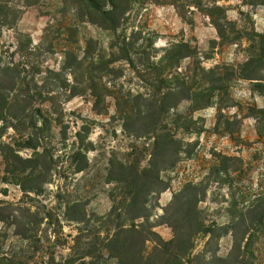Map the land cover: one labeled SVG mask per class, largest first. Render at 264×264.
<instances>
[{"label": "rangeland", "instance_id": "rangeland-1", "mask_svg": "<svg viewBox=\"0 0 264 264\" xmlns=\"http://www.w3.org/2000/svg\"><path fill=\"white\" fill-rule=\"evenodd\" d=\"M95 1L0 0V264H119V226L139 225L127 237L147 257L141 236L171 240L168 222L193 264L225 258L234 224L243 264H264V80L202 81L247 60L263 1ZM206 10H224L229 41ZM152 161L161 182L134 187ZM134 195L148 222L128 219Z\"/></svg>", "mask_w": 264, "mask_h": 264}, {"label": "trees", "instance_id": "trees-1", "mask_svg": "<svg viewBox=\"0 0 264 264\" xmlns=\"http://www.w3.org/2000/svg\"><path fill=\"white\" fill-rule=\"evenodd\" d=\"M76 3L85 2L89 7L92 9H97V3L95 0H74ZM264 4V0H262ZM110 5L112 8H115V1L110 0ZM1 8L5 9V6H2ZM0 8V9H1ZM113 11V10H112ZM111 13V12H108ZM206 15L211 19L212 24L215 26L217 34L219 38L223 41H229V38L224 33V27L223 24H228V22L225 21V15L224 10H206ZM230 24V23H229ZM113 29L116 28V26H112ZM234 29L231 28V31ZM180 46H174L167 54L166 60L175 61L178 58L186 57L181 56L180 57ZM225 67V66H224ZM226 68V77L224 79L222 78H211L210 73H213V70L205 72L203 70V76L202 81L205 83H211L213 85V82H219L216 84L215 89L223 93L226 91L227 87V81L231 80L232 78H238V79H245V80H264V32L261 34L256 35V39L254 40L253 44L250 46L249 56L247 60L240 65L237 68H234L232 66H227ZM216 70H219L216 68ZM255 84H258L255 83ZM193 87V86H192ZM179 88V89H178ZM178 89V90H177ZM177 94H179V100H189L191 101L192 96H197L198 94L192 90L191 86L188 87V82L184 79L178 86H176ZM185 93V94H184ZM204 106L208 105V100L203 104ZM155 130H153L154 132ZM84 135V131H83ZM82 133H78L77 137L79 141H82L84 136ZM78 154V153H77ZM148 169L142 170L140 173L137 171L134 172V175L132 177V184L135 186L144 185L147 184L151 185L156 182H161L159 173L160 171L165 169V165L161 166L160 168L157 167L153 161L149 163ZM115 172L112 171L108 174V180L115 181V182H121L122 178H119L118 176H115ZM145 182V184H143ZM136 195L132 196L130 199V204L132 206V209L134 208L136 211L135 214L131 215V218H128L130 220H133L135 218H141L143 222H148V219L150 217V214L148 213V209L146 206H136ZM181 208L183 209V212L186 215L192 214L194 211L192 210L191 206L187 205H181ZM167 211V210H165ZM251 212V211H250ZM134 213V212H133ZM130 217V216H129ZM160 223H166V222H160ZM169 225L174 229L175 236L167 241L164 242L159 238L158 241L154 240L152 236L154 233L152 232L151 228H153L155 225H149V228L147 227V230L145 232V236L141 240L145 241H154L155 246L153 247V251L150 254V256L144 257L142 254V251L136 247L134 248L133 240H130L131 238L127 237L128 233L134 232L139 225L129 224V228L127 226H119L116 233L110 238L108 244L105 246V249L113 255L118 260L119 264H193V261L199 256H190V250L187 247V243L190 241V235H187L186 237L180 238L177 236V230L174 226V224H171L168 222ZM243 225V222L241 223ZM143 225L140 224V227ZM237 226V225H236ZM235 224L232 225L229 230L231 232V235L233 237V244L230 249V252L225 258H219L215 257L211 259V262H214L215 264H243V261L241 260L243 254H241V244L242 237L239 238L235 234L236 230ZM244 227V226H243ZM249 227V226H248ZM245 227L243 230V233H247V228ZM207 233H213V230L205 229ZM142 234V233H141ZM213 235V234H212ZM189 237V238H188ZM180 240V241H179ZM179 243V246L177 245ZM187 257V258H185Z\"/></svg>", "mask_w": 264, "mask_h": 264}]
</instances>
